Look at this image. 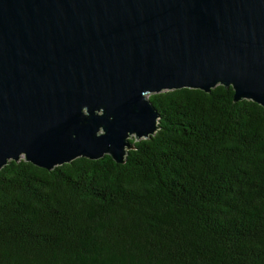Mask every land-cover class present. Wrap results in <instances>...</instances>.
Returning a JSON list of instances; mask_svg holds the SVG:
<instances>
[{"label": "trees", "instance_id": "16d2710c", "mask_svg": "<svg viewBox=\"0 0 264 264\" xmlns=\"http://www.w3.org/2000/svg\"><path fill=\"white\" fill-rule=\"evenodd\" d=\"M126 161L0 169V264H264V106L232 86L153 92Z\"/></svg>", "mask_w": 264, "mask_h": 264}, {"label": "water", "instance_id": "95a60500", "mask_svg": "<svg viewBox=\"0 0 264 264\" xmlns=\"http://www.w3.org/2000/svg\"><path fill=\"white\" fill-rule=\"evenodd\" d=\"M218 84L264 106V0H0V169L123 163L151 93Z\"/></svg>", "mask_w": 264, "mask_h": 264}]
</instances>
